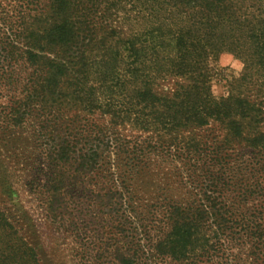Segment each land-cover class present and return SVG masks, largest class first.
Returning <instances> with one entry per match:
<instances>
[{"label": "trees", "instance_id": "1", "mask_svg": "<svg viewBox=\"0 0 264 264\" xmlns=\"http://www.w3.org/2000/svg\"><path fill=\"white\" fill-rule=\"evenodd\" d=\"M110 1L143 28L123 36L98 0H22L23 38L0 43V170L55 218L88 198L117 222L111 264H264V0ZM224 53L244 72L217 99ZM15 224L0 210V264H42Z\"/></svg>", "mask_w": 264, "mask_h": 264}, {"label": "rangeland", "instance_id": "2", "mask_svg": "<svg viewBox=\"0 0 264 264\" xmlns=\"http://www.w3.org/2000/svg\"><path fill=\"white\" fill-rule=\"evenodd\" d=\"M98 3L101 7L98 19L104 18L108 26L116 28L123 36L143 28V19L131 6L114 7V3L110 6V0H98ZM25 6L22 0H0V43L6 34L11 36L12 41L23 38L27 21ZM108 7L109 11L106 10ZM20 44H23L22 41ZM209 68L211 90L217 99L227 97L232 91V82L244 72L242 61L226 53L210 60ZM174 85L171 80L167 87L173 89ZM239 93L251 95L249 88ZM262 97L264 104V92ZM202 134L208 136L209 132L203 131ZM4 154L0 152L1 156ZM7 167L8 171L0 170L3 180V183L0 182V210L21 228V235L37 249L42 264H111L115 250L126 247V234H118L115 229L117 222L114 225L111 218L90 205L87 197L71 205L70 213L55 218L46 210L39 190L24 185L28 178L22 168L14 166L11 159L6 162ZM10 187L13 191L9 190ZM244 262L245 257L238 255L235 264Z\"/></svg>", "mask_w": 264, "mask_h": 264}]
</instances>
